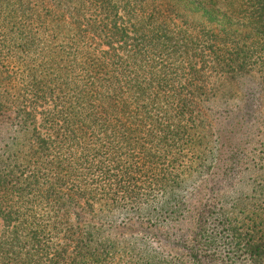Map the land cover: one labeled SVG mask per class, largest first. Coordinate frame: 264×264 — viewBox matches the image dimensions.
I'll use <instances>...</instances> for the list:
<instances>
[{
	"label": "trees",
	"instance_id": "1",
	"mask_svg": "<svg viewBox=\"0 0 264 264\" xmlns=\"http://www.w3.org/2000/svg\"><path fill=\"white\" fill-rule=\"evenodd\" d=\"M45 1L38 0L46 6L38 13L24 0H0V264H95L112 256L101 233L77 236L70 253L53 252L63 223L46 210L65 204L61 172L95 170V188L119 181L116 192L128 199L139 196L128 180L132 169L147 166L154 184L157 175L173 180L179 164L191 161L194 100L213 103L191 62L207 57L228 87L214 113L226 119L216 138L241 132L235 139L241 146L225 155L219 184L227 182L250 145L254 102L228 117L223 99L237 89L253 97L256 79L264 89V0ZM21 33L20 43L11 42V34ZM37 119L48 139L29 130ZM28 130L36 137L22 150L19 139ZM258 160L264 167L263 150ZM74 161L81 164L72 168ZM183 207L168 197L162 210L187 212ZM202 210L190 243L185 234L174 242L182 244L180 258L264 264V209L242 224L243 232L223 210L207 213V204ZM159 257L154 253L147 264H165Z\"/></svg>",
	"mask_w": 264,
	"mask_h": 264
},
{
	"label": "rangeland",
	"instance_id": "2",
	"mask_svg": "<svg viewBox=\"0 0 264 264\" xmlns=\"http://www.w3.org/2000/svg\"><path fill=\"white\" fill-rule=\"evenodd\" d=\"M24 1L30 3V7L38 13H42L43 8L46 7L38 0ZM45 4L48 5V0ZM66 24L74 30L70 21ZM9 31H13V28L11 27ZM11 35V42L15 41V44L20 43V39L24 36L22 33ZM191 62L199 71L198 78L203 81V84L200 82L198 86L203 85L207 96L213 95L210 101L217 106L218 101H222L220 100L222 92L228 94V87L221 86L222 80H218L217 73L209 68L211 63L207 57L191 58ZM256 80V85L251 83L255 88L253 97L245 96L243 91L239 92L237 89L232 97L229 94L223 99L226 107L221 110L227 109L228 117L235 116L246 101L254 102L250 123L252 126L255 125V130L251 131L250 145L245 157L241 158L240 163L234 167L232 177L227 182L219 184L224 175L225 155L235 147L241 146L235 142L241 132L238 136L233 135L231 139L221 140V136L216 138L215 128L219 129L226 123L225 116L220 120L216 119L218 116L214 117V113H218L220 107H215L203 99H195V118L197 119L195 122L197 136L193 139L195 145L191 152V161L188 160L190 156H187L185 163H180L178 171L173 174L175 184H171L174 179L167 183L168 179L163 181L158 175L155 177L157 180L154 184V181L147 179V174L154 173L146 169L147 166L140 171L132 169L128 173V180L131 186H135L133 190L138 192L139 196L128 199L120 192H116L119 181L109 184L104 191L101 187L95 188V170L90 175L81 169L75 172H64L68 167L61 172L66 177V187L59 196L65 204L46 210L48 215L63 223L58 227V237L55 239L53 252L64 248L69 253L72 252L80 239L77 236L91 232L96 237L98 233H101L103 236L101 240H108L111 244L112 256L105 258L104 261L99 260L95 264H147L154 253H159V258L163 260L160 262L165 264H172V262L193 264L187 255L180 258L185 252L181 250V243L174 242H177L176 238H181L185 234V238L190 243L195 229L193 224L203 211L205 204H207V213L214 214L216 211L219 213L223 210L232 225L243 232L242 224L254 219L255 214L260 215L259 212L264 209V169H262L264 167L258 160L261 150L264 151V148H261L264 145V89H261L259 84L262 79ZM40 110L38 109V112ZM32 128L36 129L34 134L37 137L48 139L47 126L40 119L29 126V130ZM29 130L19 139V147L22 150H25L27 144L36 137H33L32 131ZM80 164L81 161H74L70 165L75 168ZM216 173L220 176L214 177L213 174ZM162 183L163 185H160ZM211 190H214L212 195H207V192ZM168 197L181 200L187 212L172 213L171 209L162 210ZM208 198L210 201L207 203ZM148 208L152 212L149 218L144 216ZM168 216L170 217L166 218ZM167 223H169L168 226H166ZM72 233H75L73 240L67 241L66 238L72 236L70 235ZM169 234H174L171 240L167 239Z\"/></svg>",
	"mask_w": 264,
	"mask_h": 264
}]
</instances>
